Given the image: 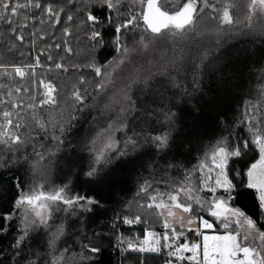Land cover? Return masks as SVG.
Wrapping results in <instances>:
<instances>
[{
	"label": "trees",
	"instance_id": "trees-1",
	"mask_svg": "<svg viewBox=\"0 0 264 264\" xmlns=\"http://www.w3.org/2000/svg\"><path fill=\"white\" fill-rule=\"evenodd\" d=\"M213 2L222 8L228 0H213ZM41 3H51L56 8L63 6L65 12L73 16V21H67L62 14L61 23L54 26L47 18L42 25L38 23V20L35 26L30 22L29 27L23 29L25 41L22 45L19 41L13 40L11 32L7 31L8 25L0 21V55L4 57V63L14 61L22 65L34 64V57L39 51L46 52L45 56H41L43 67L35 68L34 76H26L23 81L17 78L14 82V84L19 83L22 87L30 88L31 92L22 93L19 97L13 96L12 99H18L27 104L30 103V95H36L37 99L41 98L40 93L44 90L39 87L38 81L44 79L57 86L58 100L56 105H46L43 108L35 109L39 118L44 122L46 130L36 126L28 109L18 110L24 117L22 123L27 126L18 130L26 143L20 146L19 151L9 152L6 148H0V163L9 161L11 157L7 166H0V212L11 210L12 201L18 195L17 183L23 186L25 192L34 184L39 183H43L48 189L52 183L50 180L52 169L57 162L54 160L58 156L56 152L59 151L60 154V147L72 138L75 124L82 113L81 109L92 103L100 93L96 91L95 87L99 78H96L95 74L83 65L93 59L97 64L111 62L112 65L117 59V54L111 44L114 37V28L111 25L105 24L101 29L105 46L99 49H89L84 37V27L80 22L81 13L73 10L79 7L78 0L75 3H67L66 0H41ZM125 7L131 12H139L132 0H125ZM95 11L99 14L103 12V9L97 6ZM244 11V0H236L230 9L234 19L236 17L242 19ZM106 14L104 13V15ZM129 14V12L122 11L113 15L116 16V22H119L127 19ZM215 14L210 9H206L205 13L201 14L204 18L196 25L198 34L194 38L190 35L187 40L177 45L186 47L184 50L185 59L182 62L184 74L181 78L184 82L183 86L187 89L183 108L191 111V117L180 111V115L176 118L167 119L168 121L163 123V115L158 114V110L153 106L150 108L152 115L149 119V128L155 132L159 128L163 129L161 134L169 132L168 147L163 150L151 147L152 149H146L142 159L135 162L129 161L125 164L127 174L123 175L122 185L119 184L114 192L110 196L106 195L103 200L95 193L81 194L99 201V204H84L83 207L73 206L72 208L58 205L60 210L53 214V221L50 222L52 226L30 229L19 256L13 255L17 251L12 247V244L18 236L17 224L19 223V221H14L7 233L0 235V264H18V262L27 264L25 258L35 260L36 264H41V261L51 259L52 255L60 254L63 256L62 264H165L166 261H171L164 252H138L132 251L128 247V242L135 246H141L145 229H162V225L156 222L147 210L140 207L141 204L146 203L145 194L139 192L141 183L148 181L152 183L153 187L163 188L165 184L162 182L178 180L185 171L196 167L218 141L227 140L230 143H235L243 138L250 139L243 123L246 114L252 104L264 107V17L254 18L251 27H245L247 21H243L237 23L229 33L219 34V45L223 41L228 42L230 37H235L244 44L256 47L258 53L254 60L245 65L244 77H240L237 84L231 85L226 100L221 101L213 90V81L209 79L210 77H206L208 66L212 62V54L208 53V50L217 44L218 38L219 21L210 19ZM101 18L103 19V16ZM137 23L140 25L139 28L135 31L125 32L128 37L125 40L127 45H133L132 37L142 34V20ZM65 26L69 28L71 36H64ZM33 31H36L35 37L30 34ZM254 34H257L256 38ZM41 35L45 39H39ZM64 40L71 42L70 46L75 53L71 57L60 49L47 47L53 42L63 44ZM9 43L16 45V49L11 53L5 51V46ZM165 51L168 52L169 58L174 55L172 51L167 49ZM205 53H207L206 56ZM47 54L53 57L52 61L47 59ZM250 54H256V52ZM61 57L63 59H60ZM55 62L69 66V71L56 70L53 67ZM163 62L159 61L156 67L161 69ZM73 64L81 67L73 68L71 67ZM178 64L167 67L171 73L169 81L175 79L179 74ZM190 66H193V72L186 73ZM81 75L86 81L91 82L80 85ZM151 76L155 79L153 74ZM75 87L87 89L86 93H82L85 95L84 105L76 104L71 99V92ZM159 87L158 85L157 89ZM135 90L136 88L133 89V93ZM0 95H3V91H0ZM194 96H196L195 99ZM5 99L8 98L5 97ZM8 107V104L0 106L5 109ZM159 110L162 109L159 108ZM255 115L258 120L262 119L264 111L256 112ZM73 116L76 118L72 119ZM61 126L64 128L63 133L59 131ZM56 136L61 138L62 143H58L54 139ZM69 151L77 152L71 148L67 151V157L70 155ZM254 157L258 158V153H245L242 157L233 159L229 168L235 167L238 171L244 172L246 165L249 162H254ZM169 164L174 167L169 168ZM129 166H132L130 171ZM230 178L236 185V190L232 193L234 199L231 203L256 219L258 226L264 230V214L259 208L257 194L242 184L246 177L232 172ZM58 180L59 186L70 187L69 194L76 190V183L73 180H68L64 174H58ZM127 181H129L128 185ZM75 182L77 181L75 180ZM72 194L76 193L72 192ZM89 208L91 211L88 210ZM138 214L144 217L148 223L129 226L122 222L124 217L131 218ZM196 215H204L211 220V217H207L206 212L198 211ZM61 223L63 224V234L56 241L55 252L50 253V234ZM189 234L193 235L191 232ZM85 245H94L100 251L90 253ZM83 257H91V259H83ZM182 264H190V262Z\"/></svg>",
	"mask_w": 264,
	"mask_h": 264
},
{
	"label": "snow or ice",
	"instance_id": "snow-or-ice-1",
	"mask_svg": "<svg viewBox=\"0 0 264 264\" xmlns=\"http://www.w3.org/2000/svg\"><path fill=\"white\" fill-rule=\"evenodd\" d=\"M66 2L75 3L76 0H66ZM78 2L79 7L73 10L81 13L80 22L84 27V37L89 49H99L105 46L101 31L105 24L114 28L111 44L117 54V59L113 65V71L125 65L126 58L130 52L135 50L160 51L161 59L164 61L161 64L162 70L177 65L184 54V48L177 45L187 40L190 35L194 38L198 34L196 25L204 18L201 14L205 13L206 9L216 13L210 19L219 21L217 43H219V34L229 33L237 23L247 21L244 26L251 27L254 18L259 19L264 16V0H244L245 11L242 19L240 17L234 19L230 13L236 0H228L222 8L218 7L213 0H132V3L142 7L141 12H131L125 7V0H78ZM97 6L103 9L102 13L98 14L95 11ZM122 11L130 13L128 18L116 22V16L113 14ZM104 13L107 14L104 15ZM62 14L67 21H73V16L65 12L63 6L56 8L51 3H41V0H0V21L8 25L7 31L11 32L13 40L19 41L21 45L25 41L23 29H27L30 22L35 26L38 20V23L42 25L47 18L54 26L61 23ZM139 20L143 23L142 34L132 37L134 47L129 48L125 43L128 39L125 32L139 28L140 25L137 23ZM37 31H39L38 28ZM30 34L35 37L36 31ZM63 34L66 37L72 35L67 26L64 27ZM39 39L43 40L45 37L41 35ZM70 43L69 40H64L63 44L53 42L47 47L60 49L71 57L75 53ZM15 49L14 43L5 46V51L9 53ZM165 49L172 51L174 55L164 59ZM45 55L44 50L39 51L34 57L35 63L26 65L17 64L14 61L4 63V57L0 55V91H3V95H0V106L9 105L6 109L0 108V148H6L9 152L19 151L20 146L26 143L18 130L27 126L22 123L24 117L18 110L28 109L36 126L46 130L44 122L39 118L35 109L58 103L57 86L44 79L38 81L39 87L44 90L40 93L41 98L37 99L36 95H30V103L27 104L18 99H12L13 96L19 97L22 93L31 92L30 88L22 87L19 83L14 84V82L17 78L23 81L26 76H34L35 68L43 67L41 56ZM47 59L52 61L53 57L47 54ZM110 63L97 64L93 59L83 65L90 69L96 78H99L95 84L97 92L106 91L108 85L113 83L112 71L108 70ZM53 67L56 70L69 71V66L61 62H55ZM71 67L80 68L81 66L73 64ZM149 78V76H144V82L146 83ZM140 80L139 75L133 78L134 83ZM86 82L91 81H86L81 75L79 84L83 85ZM86 92L87 89L75 87L71 92V99L76 104L84 105L85 95L82 93ZM122 99L129 103L122 106L116 118L103 125L89 142L88 151L91 163L84 175L91 180H97L104 166L112 162L111 153L126 154L124 150L118 149L115 133L127 128V113L134 106V102L131 101L126 91L123 92ZM262 111L264 107L252 104L243 121L250 139L243 138L235 143L227 140L218 141L195 168L185 171L178 180L162 182L165 184L163 188L153 187L148 181L141 183L139 192L145 194L146 203L141 204L140 207L147 210L155 221L162 225L163 232L145 229L141 246L134 247L129 243V248L138 252L169 249L168 256L175 257L179 261L187 260L190 264H264V230L258 226L256 219L231 203L234 199L232 193L235 192L236 185L230 178L232 172L246 177L242 184L255 191L259 208L264 214V118L258 120L255 115L256 112ZM75 118V116L72 117V119ZM167 118L170 120L171 116ZM59 131L63 133L64 128L61 126ZM169 135V132H165L151 139L158 149L163 150L168 147ZM54 139L62 143L59 136ZM135 143L132 136L126 140V144L135 145ZM253 152L258 153V158L254 157V162L246 165V171H238L235 167L229 168L233 159ZM10 160L11 157L9 161L0 163V166H7ZM168 167L174 166L169 164ZM16 188L18 195L12 201L11 210L0 212V235L7 233L14 221H19L18 236L12 244V247L17 250L13 254L15 256L21 255L22 245L30 229L52 226L50 222L53 221V214L60 210L58 205L72 208L73 206L83 207L84 204H99V201L87 196L69 194L67 185L49 190L43 183H39L34 184L25 192L23 186L17 183ZM218 189H222L227 195L217 196ZM200 192L211 193V197H201ZM88 210L91 211V208ZM205 210L207 217H211V220L204 215H196L198 211ZM122 222L129 226L148 223L139 214L131 218L124 217ZM193 224H196L195 228L191 227ZM218 228H222L223 232L218 231ZM189 232L199 239L190 240L187 236ZM62 234L63 224L61 223L50 234V253L55 252L56 241ZM257 241H259L258 244ZM85 247L90 253L100 251L94 245H85ZM186 253L190 255H185ZM83 259H91V257H83ZM25 260L27 264H36L35 260L28 258ZM62 260V254L52 255L51 259L43 260L41 264H62ZM165 264H171V261H166Z\"/></svg>",
	"mask_w": 264,
	"mask_h": 264
},
{
	"label": "rangeland",
	"instance_id": "rangeland-1",
	"mask_svg": "<svg viewBox=\"0 0 264 264\" xmlns=\"http://www.w3.org/2000/svg\"><path fill=\"white\" fill-rule=\"evenodd\" d=\"M135 7H137L139 12L143 11L139 4H135ZM254 35L256 38L257 34ZM127 46L129 48L134 47V45L130 46V44ZM252 46L251 44L242 43L239 38L230 37L228 42L225 43L223 41L221 45L217 43L212 49L208 50V53L212 54V62L208 66L206 77H210L209 79L213 81V90L221 101L226 100L231 85L239 82L238 79L244 74L245 65L257 57V49ZM183 48L186 50V47ZM252 52H256V54L251 55L250 53ZM168 58L169 54L165 51L164 59ZM184 59L185 52L182 60L178 64L180 72L175 79H170L171 81H169L171 73L167 70L168 68L162 70L156 67V64L162 60L160 51H132L126 58L125 65L116 68L114 71L113 65L115 61L112 65L110 64L108 70L112 71L113 83L108 85L106 91H101L92 103L87 104L82 109L81 116L75 124L72 138L60 147V154L59 151L56 152L58 156L54 160L57 162L53 166L50 176L52 183L48 189L51 190L60 187L58 174H64L68 180H73L76 183V190L72 192L78 195L84 194L85 192L95 193L102 200L106 195L110 196L116 187L122 183L124 179L123 175L127 174L125 164L129 161L135 162L138 159H142L146 149H152L151 147L158 149L151 137L160 135L163 129L159 128V130H156L157 132L150 130L149 119L152 115L150 111L151 106L158 110V114L163 115V123L168 121L167 117L169 115L171 118H176L180 115V111L191 117V111L183 108L184 97H187V89L183 86L184 82L181 79L184 74L182 67ZM187 72L192 73L193 66L188 67ZM151 74L154 75L155 79H153ZM137 75L141 77V80L134 83L133 78ZM144 76L150 77L146 83L143 80ZM158 85L160 87L157 89ZM134 88L136 90L133 93ZM124 91L131 97L134 106L127 113V128L122 132L115 133V139L118 141V149L124 150L126 154L117 155L116 153H111L113 156L112 162L104 166L97 180H91L84 175L91 163V157L88 151L89 142L103 125L116 118L122 106L129 103L122 99ZM195 98L196 96H194ZM106 105L108 106L107 108ZM159 108L162 110H159ZM129 136L135 139V145L126 144ZM71 148L77 152L71 153L72 151H69L70 155L67 157V151ZM131 168L132 166L128 167L129 171ZM68 190H70V187H68ZM220 192L222 194H219ZM199 195L201 197H211V193L208 192H200ZM216 195L221 196L227 194L223 193L222 189H218ZM202 212H206V210ZM191 227L195 228L196 224L191 225ZM148 230L162 233L163 227L160 230L152 228ZM218 231L223 232V229L218 228ZM187 236L190 240L198 239L194 234L190 235L187 233ZM133 246L139 247V245ZM129 249L134 251L132 248ZM168 251L169 249L161 248L156 252H164L171 259V264L189 262L187 260L179 261L175 257L168 256ZM185 255L190 254L186 253Z\"/></svg>",
	"mask_w": 264,
	"mask_h": 264
},
{
	"label": "crops",
	"instance_id": "crops-1",
	"mask_svg": "<svg viewBox=\"0 0 264 264\" xmlns=\"http://www.w3.org/2000/svg\"><path fill=\"white\" fill-rule=\"evenodd\" d=\"M199 239V238H198ZM150 253H158V252H150Z\"/></svg>",
	"mask_w": 264,
	"mask_h": 264
}]
</instances>
